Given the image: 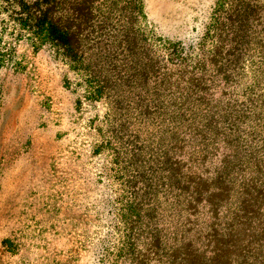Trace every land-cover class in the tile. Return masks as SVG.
I'll list each match as a JSON object with an SVG mask.
<instances>
[{
	"label": "trees",
	"instance_id": "16d2710c",
	"mask_svg": "<svg viewBox=\"0 0 264 264\" xmlns=\"http://www.w3.org/2000/svg\"><path fill=\"white\" fill-rule=\"evenodd\" d=\"M2 1L87 98L122 92L125 206L97 264H264V0H221L192 43L157 33L143 0Z\"/></svg>",
	"mask_w": 264,
	"mask_h": 264
},
{
	"label": "rangeland",
	"instance_id": "374dc122",
	"mask_svg": "<svg viewBox=\"0 0 264 264\" xmlns=\"http://www.w3.org/2000/svg\"><path fill=\"white\" fill-rule=\"evenodd\" d=\"M143 3L157 33L187 43L222 14L221 0ZM6 4L0 0V264H97L96 249L122 226L125 206L113 153L120 112L111 102L122 92L87 98L81 76L54 48L35 45L18 15L10 17L19 8Z\"/></svg>",
	"mask_w": 264,
	"mask_h": 264
}]
</instances>
